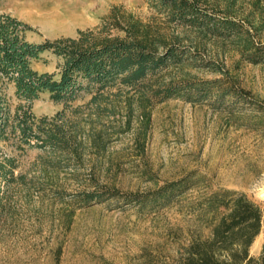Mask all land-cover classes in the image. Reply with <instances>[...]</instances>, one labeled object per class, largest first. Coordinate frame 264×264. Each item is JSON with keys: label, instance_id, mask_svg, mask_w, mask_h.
I'll use <instances>...</instances> for the list:
<instances>
[{"label": "rangeland", "instance_id": "1", "mask_svg": "<svg viewBox=\"0 0 264 264\" xmlns=\"http://www.w3.org/2000/svg\"><path fill=\"white\" fill-rule=\"evenodd\" d=\"M218 1L220 9L213 14L241 23L254 45L264 50V6L235 0L233 11L226 13L224 0ZM111 13L121 22L146 25L167 44L196 54V60L184 61L181 67L169 66L161 78L164 82L225 78L223 82L233 84L244 100L178 98L152 103L146 108V124L137 101H132L129 112L126 95H120L110 98L117 107L114 115L101 119L104 132L100 124L92 132L80 119L91 112L86 103L95 85L83 81L88 90L80 92L69 109L40 95L31 103L37 118L65 111L66 118L78 117L86 137L78 138L82 145L77 157L17 149L18 141L10 135L0 139V161L12 159L14 176L25 182L0 184L5 208L0 264H141L146 258L152 264H168L192 239H209V215L197 206L217 190L241 193L260 208V232L249 248V255L258 257L264 243V58L257 62L242 58L241 42L233 37L169 26L146 0H0V15L26 24L30 29L24 38L34 44L73 38L78 31L97 32ZM60 64L54 55L44 53L31 67L56 74ZM12 92L8 88L9 104L25 105ZM74 108L77 114L71 112ZM96 133L104 138L100 151L89 147L88 136ZM58 158L70 162V167L43 165ZM186 177L192 178L191 185L163 206L140 207L121 200L130 194L148 195ZM92 191H112L117 197L91 203L75 198Z\"/></svg>", "mask_w": 264, "mask_h": 264}, {"label": "trees", "instance_id": "2", "mask_svg": "<svg viewBox=\"0 0 264 264\" xmlns=\"http://www.w3.org/2000/svg\"><path fill=\"white\" fill-rule=\"evenodd\" d=\"M254 2L264 6V0ZM146 3L169 26L233 37L241 42L242 58L251 62L264 58V50L254 45L252 36L248 30H242L241 23L228 16L213 14L216 9H220L218 0H146ZM223 3L225 12L231 13L235 0H224ZM29 29L10 15H0V139L6 140L9 135L15 137L19 145L17 149L26 147L77 157L82 145L78 138L81 135L83 139L86 137L79 122L86 120L92 132L96 124H100V130L103 131L101 119L114 115L117 107L110 102V98L118 99L120 95H126V109L129 112L133 110L132 101H137L146 124L149 118L146 108L152 103L178 98L189 102L226 97L244 100L243 94L233 84L223 82L225 78H183L164 82L161 78L169 66L181 67L184 61L196 60V54L175 44H167L162 37L152 33L148 26L137 21L121 22L115 13L102 21L97 32L78 31L73 38L34 44L24 38V33ZM112 30L117 31V35H111ZM44 53H50L61 61L58 73H38L32 69V61H38ZM206 67L210 65L206 64ZM83 81L88 86H96L94 95L86 103L91 111L87 119L78 121V117L76 120L66 118L65 111L52 117L39 118L31 112V103L40 95H48L50 100L69 109L78 94L88 90ZM8 88L13 91L12 97L25 105H10ZM112 90L115 92H110ZM71 112L77 114L78 108ZM143 131H140L139 137ZM91 135L88 136L89 147L95 151L103 149L102 135ZM138 144L142 149V144ZM69 163L58 158L44 161L43 165L66 169L70 167ZM13 169L12 159L0 161V184H6L7 187L15 182L25 185L24 177L14 176ZM191 180V177H186L165 184L148 195L130 194L121 200L140 207L148 204L163 206L185 191L191 185ZM112 191L111 194L83 192L75 198L81 197L84 203L109 200L117 197V194H112L116 192ZM105 195L108 197L105 198ZM197 207L198 211L209 215V239H192L181 248L178 257L168 264H264V243L258 257L249 255V248L260 232L263 216L256 204L241 193L217 190L205 196ZM4 214L5 208L0 202V220ZM141 264L152 263L146 258Z\"/></svg>", "mask_w": 264, "mask_h": 264}, {"label": "bare ground", "instance_id": "3", "mask_svg": "<svg viewBox=\"0 0 264 264\" xmlns=\"http://www.w3.org/2000/svg\"><path fill=\"white\" fill-rule=\"evenodd\" d=\"M51 23V22H50Z\"/></svg>", "mask_w": 264, "mask_h": 264}]
</instances>
